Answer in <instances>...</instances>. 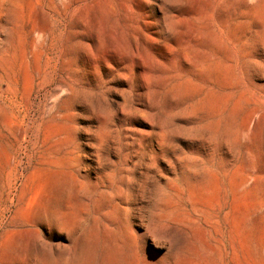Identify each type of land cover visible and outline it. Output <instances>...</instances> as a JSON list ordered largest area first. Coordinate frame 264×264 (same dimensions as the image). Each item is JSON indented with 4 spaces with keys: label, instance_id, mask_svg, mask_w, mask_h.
Wrapping results in <instances>:
<instances>
[{
    "label": "rangeland",
    "instance_id": "1",
    "mask_svg": "<svg viewBox=\"0 0 264 264\" xmlns=\"http://www.w3.org/2000/svg\"><path fill=\"white\" fill-rule=\"evenodd\" d=\"M12 57L32 181L0 264H264V0H0Z\"/></svg>",
    "mask_w": 264,
    "mask_h": 264
},
{
    "label": "bare ground",
    "instance_id": "2",
    "mask_svg": "<svg viewBox=\"0 0 264 264\" xmlns=\"http://www.w3.org/2000/svg\"><path fill=\"white\" fill-rule=\"evenodd\" d=\"M0 117L5 124L0 126V181L5 180L1 227L32 181V63L24 57L0 60ZM42 213L38 207L35 216Z\"/></svg>",
    "mask_w": 264,
    "mask_h": 264
}]
</instances>
